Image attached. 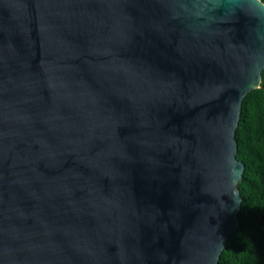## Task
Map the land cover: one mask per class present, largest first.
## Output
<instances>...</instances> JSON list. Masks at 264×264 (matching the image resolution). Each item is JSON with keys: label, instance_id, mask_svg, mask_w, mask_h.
Wrapping results in <instances>:
<instances>
[{"label": "water", "instance_id": "1", "mask_svg": "<svg viewBox=\"0 0 264 264\" xmlns=\"http://www.w3.org/2000/svg\"><path fill=\"white\" fill-rule=\"evenodd\" d=\"M262 0H0V264H218Z\"/></svg>", "mask_w": 264, "mask_h": 264}, {"label": "trees", "instance_id": "2", "mask_svg": "<svg viewBox=\"0 0 264 264\" xmlns=\"http://www.w3.org/2000/svg\"><path fill=\"white\" fill-rule=\"evenodd\" d=\"M237 139V157L245 163L238 183L240 223L228 236L218 264H264V88L244 97Z\"/></svg>", "mask_w": 264, "mask_h": 264}]
</instances>
